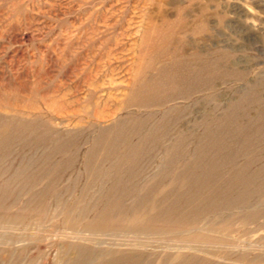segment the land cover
I'll return each instance as SVG.
<instances>
[{
  "label": "rangeland",
  "instance_id": "rangeland-1",
  "mask_svg": "<svg viewBox=\"0 0 264 264\" xmlns=\"http://www.w3.org/2000/svg\"><path fill=\"white\" fill-rule=\"evenodd\" d=\"M0 264H264V0H0Z\"/></svg>",
  "mask_w": 264,
  "mask_h": 264
}]
</instances>
